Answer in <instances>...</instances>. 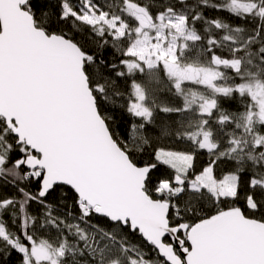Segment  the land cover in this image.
Returning <instances> with one entry per match:
<instances>
[{"label": "snow or ice", "instance_id": "6c2138e0", "mask_svg": "<svg viewBox=\"0 0 264 264\" xmlns=\"http://www.w3.org/2000/svg\"><path fill=\"white\" fill-rule=\"evenodd\" d=\"M0 264H264V0H0Z\"/></svg>", "mask_w": 264, "mask_h": 264}]
</instances>
